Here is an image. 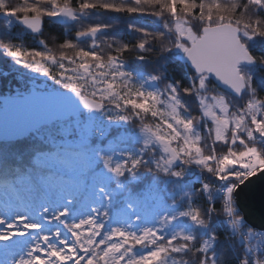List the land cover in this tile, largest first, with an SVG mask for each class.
<instances>
[{
	"label": "snow or ice",
	"instance_id": "6c2138e0",
	"mask_svg": "<svg viewBox=\"0 0 264 264\" xmlns=\"http://www.w3.org/2000/svg\"><path fill=\"white\" fill-rule=\"evenodd\" d=\"M0 18V264H264V0Z\"/></svg>",
	"mask_w": 264,
	"mask_h": 264
},
{
	"label": "trees",
	"instance_id": "16d2710c",
	"mask_svg": "<svg viewBox=\"0 0 264 264\" xmlns=\"http://www.w3.org/2000/svg\"><path fill=\"white\" fill-rule=\"evenodd\" d=\"M13 3H16L17 0H12ZM3 20H0V23H2ZM112 23H119L120 27H123L122 22L117 21V20H112L110 21ZM62 31V29H46L45 32V39L48 40L49 44L51 45L53 43L52 37H57L59 39V33ZM24 42L26 44H28L29 46H34V41L31 39L30 36L25 35L24 37ZM8 69L7 67L0 62V73H4L7 72ZM23 71V70H22ZM18 79V77H17ZM15 86V80H13V78L11 76L4 78L3 76H0V93H6L7 91H9L11 88H13Z\"/></svg>",
	"mask_w": 264,
	"mask_h": 264
},
{
	"label": "water",
	"instance_id": "95a60500",
	"mask_svg": "<svg viewBox=\"0 0 264 264\" xmlns=\"http://www.w3.org/2000/svg\"><path fill=\"white\" fill-rule=\"evenodd\" d=\"M0 20H2V18H0ZM249 199L253 204L254 216L258 217L261 208L264 207V184L257 182L255 185H252L249 195L246 198V203Z\"/></svg>",
	"mask_w": 264,
	"mask_h": 264
}]
</instances>
